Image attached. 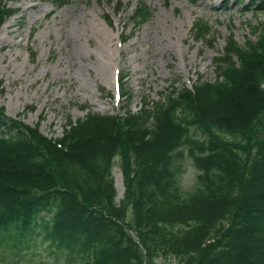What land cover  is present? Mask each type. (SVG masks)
<instances>
[{
	"label": "trees",
	"instance_id": "trees-1",
	"mask_svg": "<svg viewBox=\"0 0 264 264\" xmlns=\"http://www.w3.org/2000/svg\"><path fill=\"white\" fill-rule=\"evenodd\" d=\"M249 2L264 12V0ZM15 14L0 5V29ZM150 15L142 4L133 18ZM194 32L214 43L207 23ZM215 70L137 112L68 119L60 138L0 107L3 241L21 250L39 239L43 264H264V23L242 45L232 35Z\"/></svg>",
	"mask_w": 264,
	"mask_h": 264
},
{
	"label": "rangeland",
	"instance_id": "rangeland-1",
	"mask_svg": "<svg viewBox=\"0 0 264 264\" xmlns=\"http://www.w3.org/2000/svg\"><path fill=\"white\" fill-rule=\"evenodd\" d=\"M53 1L0 0L16 12L0 29V107L9 118L40 124L49 138L90 111L123 116L129 104L137 112L144 99L214 80L215 59L230 37L242 45L264 23L249 0H68L62 8ZM142 4L151 14L144 24L133 18ZM27 5L35 8L24 11ZM199 21L211 27L212 45L194 39ZM113 175L121 200L123 174L115 168ZM195 178L186 162L183 184ZM47 261L50 250L39 239L20 250L0 237V264Z\"/></svg>",
	"mask_w": 264,
	"mask_h": 264
},
{
	"label": "bare ground",
	"instance_id": "bare-ground-1",
	"mask_svg": "<svg viewBox=\"0 0 264 264\" xmlns=\"http://www.w3.org/2000/svg\"><path fill=\"white\" fill-rule=\"evenodd\" d=\"M31 8H35L34 6L28 7V5L26 7H24V11H28ZM91 22V21H90ZM98 33H107L103 28L98 30Z\"/></svg>",
	"mask_w": 264,
	"mask_h": 264
}]
</instances>
